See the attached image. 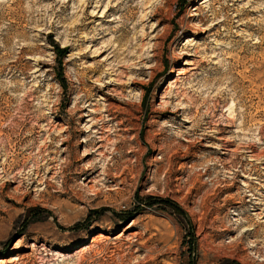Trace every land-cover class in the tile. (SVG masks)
Listing matches in <instances>:
<instances>
[{"label": "rangeland", "instance_id": "374dc122", "mask_svg": "<svg viewBox=\"0 0 264 264\" xmlns=\"http://www.w3.org/2000/svg\"><path fill=\"white\" fill-rule=\"evenodd\" d=\"M263 168L264 0H0L2 264H264Z\"/></svg>", "mask_w": 264, "mask_h": 264}, {"label": "bare ground", "instance_id": "6f19581e", "mask_svg": "<svg viewBox=\"0 0 264 264\" xmlns=\"http://www.w3.org/2000/svg\"><path fill=\"white\" fill-rule=\"evenodd\" d=\"M249 152H250V151H247V152H245V153H249ZM253 157H254V156H253ZM263 169H264V168H263ZM243 183H244V182H243ZM243 186H244V187H247L248 185H247L246 183H244ZM250 230H251V229H250ZM247 231H249V229H248V230H245V231H243V232H247ZM102 238H104V236H103L102 234H100V235L97 236L96 239H97V241H98V240H100V239H102ZM116 239H119V237H117ZM56 254H57V253H56ZM14 260H15V259H14ZM14 260H13V261H14ZM2 262H3V261H0V264H2ZM9 262H10V261H9Z\"/></svg>", "mask_w": 264, "mask_h": 264}]
</instances>
